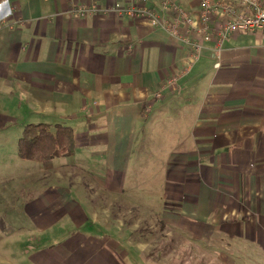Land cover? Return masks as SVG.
I'll list each match as a JSON object with an SVG mask.
<instances>
[{"label":"crops","instance_id":"crops-1","mask_svg":"<svg viewBox=\"0 0 264 264\" xmlns=\"http://www.w3.org/2000/svg\"><path fill=\"white\" fill-rule=\"evenodd\" d=\"M136 1L168 10V0ZM172 1L198 9V0ZM130 4L7 0L0 8V130L72 126L75 153L44 161L45 173L58 164L84 168L94 193L117 196L132 180L134 159L144 175L159 166L161 224L193 241L211 223L239 224L264 248V33H235L219 66L216 38L200 39L201 57L187 71L190 46L131 17ZM82 5L92 8L80 15ZM74 190L46 188L28 224L8 210L0 218V264H143L130 257L136 246L122 244Z\"/></svg>","mask_w":264,"mask_h":264},{"label":"rangeland","instance_id":"rangeland-1","mask_svg":"<svg viewBox=\"0 0 264 264\" xmlns=\"http://www.w3.org/2000/svg\"><path fill=\"white\" fill-rule=\"evenodd\" d=\"M23 129L24 127L13 124L0 130V218L5 217L8 210H14L11 216L17 219L15 222L28 224L26 221H30L34 213L33 205L40 201L46 188L55 185L72 191L73 187L80 200L89 198L91 210L99 213L103 217L102 222L112 231H117L116 235H119L122 244L125 243L129 248L136 246L137 253L130 254L131 259L136 262L264 264V248L251 233H244L239 224L231 230L225 222L216 227L215 223H211L206 237L194 241L177 232L172 225L165 227L161 224L163 199L159 178L154 183V177L159 176L154 175L159 166L151 168V175H144V165L134 159L129 171L132 180L125 188V195L116 196L106 190H100L96 194L92 190L96 187L92 183L94 180L85 173L87 169L61 168L59 164H54L56 169L45 173L42 167L49 162L53 163V160L38 162L22 158L18 151V141ZM138 179L140 181L137 184H132ZM150 180H153L151 184ZM249 225L255 227V223ZM1 229L0 222V235H3ZM214 232L222 238L215 236Z\"/></svg>","mask_w":264,"mask_h":264},{"label":"built area","instance_id":"built-area-1","mask_svg":"<svg viewBox=\"0 0 264 264\" xmlns=\"http://www.w3.org/2000/svg\"><path fill=\"white\" fill-rule=\"evenodd\" d=\"M130 1L131 4L125 11L131 17H145L151 27L158 26L175 39L190 46L187 71L201 57L204 45L200 39L209 40L211 36L216 38L218 56L216 66H219L222 45L235 33L250 34L259 31L264 33V0H198V9L195 11L168 0V10L164 15L158 13L154 7H147L136 0ZM91 8L82 5L78 7L77 12L85 15ZM193 32H197L199 36L194 37ZM176 77H173L169 84L177 83Z\"/></svg>","mask_w":264,"mask_h":264},{"label":"trees","instance_id":"trees-1","mask_svg":"<svg viewBox=\"0 0 264 264\" xmlns=\"http://www.w3.org/2000/svg\"><path fill=\"white\" fill-rule=\"evenodd\" d=\"M72 126L62 123H28L18 141L19 155L44 162L73 155L77 143Z\"/></svg>","mask_w":264,"mask_h":264},{"label":"clouds","instance_id":"clouds-1","mask_svg":"<svg viewBox=\"0 0 264 264\" xmlns=\"http://www.w3.org/2000/svg\"><path fill=\"white\" fill-rule=\"evenodd\" d=\"M4 4H7V0H4ZM4 4H0V8H2Z\"/></svg>","mask_w":264,"mask_h":264}]
</instances>
